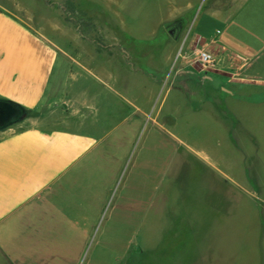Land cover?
Wrapping results in <instances>:
<instances>
[{"label":"rangeland","instance_id":"374dc122","mask_svg":"<svg viewBox=\"0 0 264 264\" xmlns=\"http://www.w3.org/2000/svg\"><path fill=\"white\" fill-rule=\"evenodd\" d=\"M212 2L0 0L59 53L58 66L100 72L107 84L116 71V129L86 156L82 227L61 230L54 246L67 264H264V198L225 186L235 151L207 114L179 101L187 79L209 68L189 44Z\"/></svg>","mask_w":264,"mask_h":264},{"label":"crops","instance_id":"0c3cea01","mask_svg":"<svg viewBox=\"0 0 264 264\" xmlns=\"http://www.w3.org/2000/svg\"><path fill=\"white\" fill-rule=\"evenodd\" d=\"M210 11L189 47L197 42L214 64L187 79V99L179 101L207 114L235 151L236 168L221 174L225 186L264 198V0H220ZM59 56L0 11V100L24 110L0 126V264H67L54 246L61 230L83 224L86 156L116 129V71L108 84L97 71L82 78L69 63L58 66Z\"/></svg>","mask_w":264,"mask_h":264},{"label":"trees","instance_id":"16d2710c","mask_svg":"<svg viewBox=\"0 0 264 264\" xmlns=\"http://www.w3.org/2000/svg\"><path fill=\"white\" fill-rule=\"evenodd\" d=\"M24 110L17 104L0 100V126L10 123L23 114Z\"/></svg>","mask_w":264,"mask_h":264},{"label":"built area","instance_id":"2783aa9c","mask_svg":"<svg viewBox=\"0 0 264 264\" xmlns=\"http://www.w3.org/2000/svg\"><path fill=\"white\" fill-rule=\"evenodd\" d=\"M197 60L204 67H211L214 64L213 56L204 50L198 51Z\"/></svg>","mask_w":264,"mask_h":264},{"label":"water","instance_id":"95a60500","mask_svg":"<svg viewBox=\"0 0 264 264\" xmlns=\"http://www.w3.org/2000/svg\"><path fill=\"white\" fill-rule=\"evenodd\" d=\"M167 32L170 36L172 37H176L177 34H178V29H177V25L174 24L172 26H170L168 29H167Z\"/></svg>","mask_w":264,"mask_h":264}]
</instances>
